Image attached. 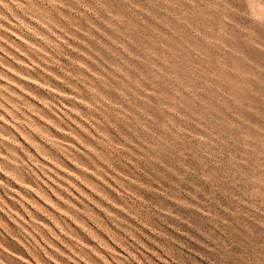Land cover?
Segmentation results:
<instances>
[{"label": "rangeland", "instance_id": "obj_1", "mask_svg": "<svg viewBox=\"0 0 264 264\" xmlns=\"http://www.w3.org/2000/svg\"><path fill=\"white\" fill-rule=\"evenodd\" d=\"M0 264H264V0H0Z\"/></svg>", "mask_w": 264, "mask_h": 264}]
</instances>
